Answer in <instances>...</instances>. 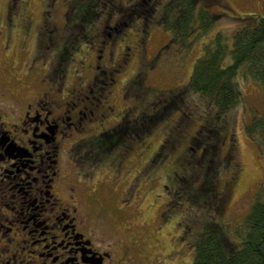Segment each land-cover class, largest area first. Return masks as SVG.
<instances>
[{"label": "flooded vegetation", "instance_id": "af4514ba", "mask_svg": "<svg viewBox=\"0 0 264 264\" xmlns=\"http://www.w3.org/2000/svg\"><path fill=\"white\" fill-rule=\"evenodd\" d=\"M18 3L19 0L8 1L0 37L12 29L10 40L16 34L15 25L19 21L21 31L25 28L24 37L29 40L31 16L28 13L16 19ZM137 4L138 1L133 12L138 9ZM115 6L123 10L120 4ZM143 21L147 23L146 19ZM82 23L74 26L76 33L89 28L90 22ZM123 24L124 31L133 27L128 21ZM44 26L43 29L42 24L38 26L39 30L32 36L34 40L45 33ZM121 26L122 21L117 19L105 18L100 22L101 39L94 49L95 60L92 65L86 63L90 72L76 70L75 79L68 85H64V78L72 57L63 53L60 58L55 55L56 50L51 49L57 44L53 34L47 37L45 48L59 62L49 72L50 59H45L44 79L36 81L37 85L27 81L32 76L30 72H18L19 65L4 58L5 63L0 66V264H159L157 260L163 252L142 239L132 223L126 222V236L116 239L115 235L101 231L91 218L90 200L96 199L94 195L103 196L104 187L112 195L137 194L136 204L124 206L123 211L141 210L152 194V202L145 207L151 208L153 201L161 198L158 207L162 208L171 197V200L175 194L180 197L182 192L181 181L176 180L181 179L175 176L173 167L172 174L168 171L162 177L159 189L157 171L169 161L172 145L166 136L150 152L149 138L161 113L165 122L169 117L166 110L159 109V113L152 100L145 105L141 99L128 101L129 81L141 79L138 72L132 73V77H123L134 53L125 43L126 33ZM143 29L144 33L148 31ZM75 32L71 34L72 43L78 39L79 33ZM82 36L91 44L90 33ZM116 40L123 46L115 59L111 49ZM9 45H2L0 49L7 50ZM22 48L23 45H12V51ZM118 88L121 103L114 97ZM143 90L141 87L140 91ZM183 120L180 118L174 126L179 128ZM79 147L82 154L77 153ZM196 147L200 145L194 143L189 150L194 151ZM135 158H139L140 165L131 174L130 163ZM182 158L181 163L185 160ZM109 165L115 167V180L103 184V168L106 170ZM101 170V175L94 177ZM85 174L94 178L82 184L79 177L82 175L85 179ZM185 184L182 182L183 189ZM167 251L171 253V249L164 252ZM185 263L183 259L182 264Z\"/></svg>", "mask_w": 264, "mask_h": 264}, {"label": "rangeland", "instance_id": "374dc122", "mask_svg": "<svg viewBox=\"0 0 264 264\" xmlns=\"http://www.w3.org/2000/svg\"><path fill=\"white\" fill-rule=\"evenodd\" d=\"M8 1L10 0H0V26L5 23L4 15ZM71 1L19 0L15 17L22 19L26 14H30L32 20L28 27L30 39L24 37L25 28L23 27L24 30L21 31L19 21L15 25L16 34H12L10 40V32L13 30L7 29L5 35L0 37V46L10 44L8 46L10 48L0 49L2 61L0 66L4 65L5 59L13 60L11 64L19 65L17 71L30 72L32 78L28 76L27 81H33L37 85L36 81L41 82L44 79L42 69L45 59H50V72L59 62L60 55L68 53L72 57L67 64V78H64V85H68L75 79L76 70H87L86 63L93 64L94 49L101 39L100 22L105 18L117 19L122 21L121 28L123 33H126L125 43L131 46V51L134 53L123 77L130 75L132 77V73L134 75L138 72L141 79L137 80L133 76V81H129L126 89L128 101L141 99L145 105L146 101L152 100L155 103L153 107L159 111L165 102L171 100L172 93L177 100V104H174L171 110L168 111L166 108L168 114L166 116L169 117L167 123L161 116L162 113L159 114L160 120L149 138L151 146L148 151H154L162 140L168 137V143L172 145L170 149L172 153L169 161L157 171L158 185L160 189L162 177L168 171L172 174L173 167L175 176L181 179H176L181 181L180 197L175 194L174 198L171 200V197L167 205L162 208L158 207L161 198L154 200L151 208L145 207L146 203L152 202L154 198L152 194L142 204L141 210L123 211L124 206L136 204L137 194L117 192L112 195L104 187L101 190L103 196L94 195L96 199L90 200L94 207V210L91 207V218L95 225L106 234L115 235L117 239L126 236L124 231L126 222L132 223L134 231L138 232L142 239L152 242L155 250L163 252L157 260L159 264H182L183 259L185 264H191L193 233L200 224L201 218H208L211 215L227 227V235L234 247H237L242 237L241 219L249 211L255 197L264 200V88L247 71L246 66L241 65L231 77L233 103L225 113L216 115V109L213 106L207 107L206 101L197 92L189 90L188 83L193 64L203 52V45L213 40L217 33H221L224 37L223 42L228 49L231 48L233 34L246 25L245 19L253 20L256 16H264V0H209L211 1L210 10L219 14L220 17L206 32L201 33V30L194 32L188 38L189 44L187 43L183 48L176 42H172L170 33L157 24L161 5L169 0H147L146 4L144 3L146 8L151 9L147 23H144L143 18L133 14L130 18L128 16L131 13L129 10L134 8L137 0H77L76 9L69 11ZM115 4H120L123 10L116 13L112 11V5ZM86 21L90 22V25L94 23L86 28L84 31L86 33L81 32V34L90 33L88 38L91 44L79 36L76 42H71L70 45L68 41H71V34L75 32L74 26L82 22L85 24ZM123 21L126 23L128 21L133 27H128L124 31ZM46 22L48 24L45 25V33H41L38 39L34 40L32 36L39 30L38 26L42 24L43 29ZM143 28H148V31L144 33ZM50 30L53 31L50 32ZM50 34H53L57 40V44L54 43L51 49L56 50L55 55L59 58L54 56L52 58L50 51L45 48L46 39ZM145 34L148 36L142 39ZM120 40H116L111 49L115 59L119 57L122 50L123 43ZM14 43L23 45V48L18 52L14 49L12 51ZM9 53L13 56L11 57ZM230 53L226 52L225 64L231 62ZM11 72L12 69L8 74L10 75ZM139 87H143V92ZM119 92L118 88L114 97L121 103L118 97ZM180 118L184 120L177 128L174 125ZM210 128L216 129V137L212 139V142L210 141L214 146L216 145V151L205 152L204 154H207L203 156L204 159L201 157L202 162L197 163L199 151L204 152L206 148L211 150V146L207 144L209 141L207 137L211 135L213 137V134L208 132ZM194 143L200 147L194 148V151L189 150V146H193ZM83 149L85 150V147ZM212 149L215 150V147ZM77 153L82 154L81 147ZM182 156L185 158L183 163H181ZM138 159L135 158L133 163H130L133 168L131 174H134L136 171L134 168L140 165ZM144 159L145 155L142 157L143 161ZM103 171L105 175L103 184L114 182L115 167L109 165L106 170L103 168ZM101 172L102 170L97 172L94 177L101 175ZM84 176L85 179L82 175L79 177L82 184L89 183L88 181L94 178H88V174ZM182 182L186 183L185 189L182 187ZM211 187L214 192H217L214 198L216 209L214 213L212 208L208 210L203 208L205 201L207 202L206 194ZM169 249L171 253L164 252ZM178 249L182 250L178 252ZM168 253L171 255L166 257Z\"/></svg>", "mask_w": 264, "mask_h": 264}, {"label": "trees", "instance_id": "16d2710c", "mask_svg": "<svg viewBox=\"0 0 264 264\" xmlns=\"http://www.w3.org/2000/svg\"><path fill=\"white\" fill-rule=\"evenodd\" d=\"M137 1L138 9L133 12L131 8L129 18L133 14L147 20L151 13V9L144 5L147 0ZM77 4V0H72L69 11L76 9ZM210 4L209 0H169L162 3L157 24L170 33L172 42H176L183 48L187 43L189 44L188 38L194 32L198 30H201V33L206 32L220 17L219 14L210 10ZM112 8L115 13L121 12L119 7L114 8L112 5ZM245 21L246 25L233 34L231 48L228 49L223 42V35L217 33L213 40L203 45L202 54L193 64L188 83L189 90L197 92L206 101L207 107L213 106L216 109V115L225 113L232 105L231 77L241 65H245L247 71L264 88V16H256L253 20L245 19ZM80 34L77 37L85 39ZM68 43L71 45L70 41ZM226 52H231L229 64H225ZM65 55L66 53L63 54ZM174 104H177V100L172 93L171 100L162 105L161 112L167 110L166 108L168 111L171 110ZM213 129H208L213 137L212 135L207 137L209 138L207 144L209 143L211 150L206 148V151L201 152L197 163L202 162L203 156L208 152L216 151V145L210 143L216 137V129ZM214 147L215 150L212 149ZM205 152L207 153L204 154ZM215 193L217 192H214L211 187L206 194L207 202L205 201L203 206L205 210L212 208L213 213ZM241 220V242L234 247L227 235V227L221 221H217L214 215L201 218L191 238L193 247L191 264H264V200L255 197L249 211Z\"/></svg>", "mask_w": 264, "mask_h": 264}]
</instances>
